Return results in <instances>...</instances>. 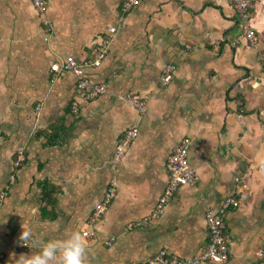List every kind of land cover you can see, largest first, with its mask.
Listing matches in <instances>:
<instances>
[{
	"label": "crops",
	"instance_id": "obj_1",
	"mask_svg": "<svg viewBox=\"0 0 264 264\" xmlns=\"http://www.w3.org/2000/svg\"><path fill=\"white\" fill-rule=\"evenodd\" d=\"M45 1L54 36L31 0H0V264L73 232L87 245V264H144L163 249L193 257L210 241L207 210L240 192L248 197L224 215L230 264H264V0L252 6L258 48L241 37L233 0H142L127 12L123 0ZM110 26L108 54L86 69L91 82L107 84L105 94L84 100L70 71L51 81L52 65L93 56ZM169 63L176 69L164 83ZM133 125L138 135L113 167ZM185 138L200 180L179 186L153 219L170 180L168 155ZM19 146L27 161L16 167ZM113 180L95 236H84Z\"/></svg>",
	"mask_w": 264,
	"mask_h": 264
},
{
	"label": "built area",
	"instance_id": "obj_2",
	"mask_svg": "<svg viewBox=\"0 0 264 264\" xmlns=\"http://www.w3.org/2000/svg\"><path fill=\"white\" fill-rule=\"evenodd\" d=\"M35 9L43 15V23L46 30L51 36H54V26L51 19L47 16L48 5L45 0H31ZM142 0H123L121 10L127 12L133 7L137 6ZM237 9L238 15L241 19L242 36L247 39L250 44L258 48L256 29L251 24L253 0H233ZM116 27L110 26L107 29L105 36L101 39L100 44L96 47L93 56L82 61L77 60L74 56L68 55L61 64H54L50 69L51 81L56 80L58 74L62 71H70L76 77L77 89L82 93L84 100H92L107 92L108 86L105 82L93 83L86 73V69L90 67H98L101 65L103 59L109 52L110 45L116 39ZM263 70H264V54ZM176 65L169 63L163 70L162 80L164 83H169L173 79ZM132 103L140 111L146 112L147 104L143 99L132 98ZM74 112L78 111V106H73ZM138 127L130 126L125 135L121 138L112 157V166L116 167L127 152V149L138 135ZM190 139L185 138L173 148L168 155L167 168L170 174L169 183L161 194L160 199L151 215L153 219H157L165 210V207L177 188L183 184L194 185L200 180V175L197 170L191 165L189 160ZM27 161V154L24 146H19L16 151V158L14 165L16 167L22 166ZM12 181L15 180V175H11ZM116 183L111 181L105 192L104 199L95 207L92 215L88 220V228L83 231L84 236L94 237V225L98 219L107 211L111 200L115 197ZM6 190L0 191V206L6 197ZM248 197L246 192H240L236 196H228L220 206L218 211L212 208L207 210V223L210 230V241L207 246L202 249L197 255L186 259H180L174 255H169L166 250H161L156 253L144 264H200L206 261H212L216 264H230L229 245L231 238L225 232L226 224L224 215L228 207L236 205L239 201ZM27 241H19L16 243L17 247H27Z\"/></svg>",
	"mask_w": 264,
	"mask_h": 264
},
{
	"label": "clouds",
	"instance_id": "obj_3",
	"mask_svg": "<svg viewBox=\"0 0 264 264\" xmlns=\"http://www.w3.org/2000/svg\"><path fill=\"white\" fill-rule=\"evenodd\" d=\"M30 236V232L22 233L23 240ZM86 251L82 235L73 232L66 240L45 242L35 254L21 253L17 264H87Z\"/></svg>",
	"mask_w": 264,
	"mask_h": 264
},
{
	"label": "trees",
	"instance_id": "obj_4",
	"mask_svg": "<svg viewBox=\"0 0 264 264\" xmlns=\"http://www.w3.org/2000/svg\"><path fill=\"white\" fill-rule=\"evenodd\" d=\"M51 191H54V189H52V188H47V190H46L45 193H47V196L49 197V201L52 202V197H51V193H50Z\"/></svg>",
	"mask_w": 264,
	"mask_h": 264
},
{
	"label": "bare ground",
	"instance_id": "obj_5",
	"mask_svg": "<svg viewBox=\"0 0 264 264\" xmlns=\"http://www.w3.org/2000/svg\"><path fill=\"white\" fill-rule=\"evenodd\" d=\"M225 223H226V221H225Z\"/></svg>",
	"mask_w": 264,
	"mask_h": 264
}]
</instances>
